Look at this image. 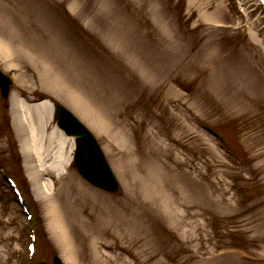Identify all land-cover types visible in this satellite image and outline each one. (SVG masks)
Segmentation results:
<instances>
[{"label": "rangeland", "instance_id": "1", "mask_svg": "<svg viewBox=\"0 0 264 264\" xmlns=\"http://www.w3.org/2000/svg\"><path fill=\"white\" fill-rule=\"evenodd\" d=\"M219 1L0 0V70L14 78L0 92V264H21L26 243L5 171L36 212L34 264H264V7ZM21 101L53 126L54 103L72 110L120 190L87 181L72 153L45 189L53 221L41 190L54 174L28 168Z\"/></svg>", "mask_w": 264, "mask_h": 264}, {"label": "bare ground", "instance_id": "2", "mask_svg": "<svg viewBox=\"0 0 264 264\" xmlns=\"http://www.w3.org/2000/svg\"><path fill=\"white\" fill-rule=\"evenodd\" d=\"M219 2L222 3L223 1L220 0ZM215 21H217L216 23L225 22L221 19L218 20L217 18ZM29 99L30 97L27 96L26 101ZM40 104H45V101H42ZM30 107L31 105L25 101H21L20 106L16 107V112H22L19 134L24 138L26 144L28 168L34 173L35 177L39 179L40 176H43L42 178H44L45 174H51L52 176L54 174V179L51 177V180L46 178L43 180L42 187L44 190L41 191L45 193V189L47 190L52 184H58L59 179L63 178L65 173L64 170L71 161L70 154L72 156L73 138L64 133L59 126H53V122L44 115L40 114L39 121L36 122V116L31 112ZM108 125H110L108 122L104 123L103 129H100V132L104 130L105 132L109 131L111 133V125ZM115 134L116 138L121 139V137H123L118 130H115ZM115 134L113 135L114 137ZM45 194L46 199L49 200L50 206L54 207V210L57 213V216L55 215L56 213L52 216V220H63V218L60 217L61 208H58L55 200L48 199V196L50 195L47 193ZM77 210L78 207H75L70 210V212L75 213L76 215ZM68 232L69 231L64 228V232L60 235V238L62 239L61 241H63L62 243L65 247L64 250H68L66 253L67 257L71 259L74 258L71 254L73 245Z\"/></svg>", "mask_w": 264, "mask_h": 264}, {"label": "water", "instance_id": "3", "mask_svg": "<svg viewBox=\"0 0 264 264\" xmlns=\"http://www.w3.org/2000/svg\"><path fill=\"white\" fill-rule=\"evenodd\" d=\"M6 84V91H7ZM56 118L69 134L76 136L75 156L81 172L93 183L106 190H118V181L102 148L90 130L61 104L55 106ZM56 264H62L55 258Z\"/></svg>", "mask_w": 264, "mask_h": 264}]
</instances>
